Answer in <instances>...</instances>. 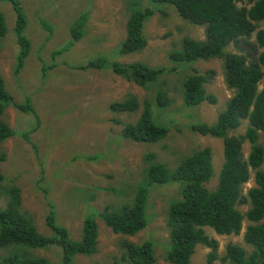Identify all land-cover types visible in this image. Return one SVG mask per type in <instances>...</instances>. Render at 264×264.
I'll use <instances>...</instances> for the list:
<instances>
[{"label": "rangeland", "instance_id": "rangeland-1", "mask_svg": "<svg viewBox=\"0 0 264 264\" xmlns=\"http://www.w3.org/2000/svg\"><path fill=\"white\" fill-rule=\"evenodd\" d=\"M20 2L26 20L23 31L30 39V51L18 70L20 45L15 31L16 11L11 3L0 1L7 29L0 37V74L15 102L0 116L14 131L0 147V170L5 176L0 206H5L13 197L9 186H18L22 199L20 210L33 217L40 232H51L46 216L53 204L57 221L76 239L81 237L85 216L96 211L98 250L92 255H78L74 264H133L124 257V242L139 243L147 239L155 243L157 264H170L164 257L163 244L168 242V211L171 201L180 192L178 182L151 187L149 222L135 235L114 232L98 213L107 207L116 209L133 201L150 164L145 158L148 152L155 153L154 161L174 169L185 156L210 147L214 175L206 185L210 189L217 186L224 162L223 139L202 135L193 125L215 122L233 95L225 82V58L174 60L171 53L182 50L185 37L206 38V26L182 18L169 3L160 6L152 0ZM238 4L243 6L245 2ZM135 6L155 9L145 23L147 45L140 51L122 55L120 43L126 36L130 9ZM82 14L87 17L84 34L69 46L72 42L70 27ZM261 27L264 28V23ZM244 42H231L226 52L240 53L245 47L247 52L250 46H245ZM98 58L122 63L140 61L151 67H165V72L143 87L117 75L109 67H80ZM196 72L208 76L206 89L216 97L215 103L185 104L184 83ZM160 90L168 94L167 106L156 104ZM130 96L153 103L154 119L169 128L164 139L141 143L122 134L127 123L140 117L143 106L137 112H115L110 106ZM28 100L38 118L35 113L17 106L26 105ZM247 123L244 121L232 133L243 134ZM260 134L259 140L264 146V133ZM243 152L248 157V142ZM253 185L254 173L245 183L244 192ZM239 207L245 213L249 205ZM247 225L244 221L239 235H220L210 227L206 228V233L215 238L216 250L223 255L229 242L250 249L244 240ZM211 251L206 245H198L189 264H206ZM15 252L13 247L0 246V261ZM27 252L33 257H45L52 264H62L59 247L35 248ZM216 264L229 263L217 260Z\"/></svg>", "mask_w": 264, "mask_h": 264}, {"label": "trees", "instance_id": "trees-1", "mask_svg": "<svg viewBox=\"0 0 264 264\" xmlns=\"http://www.w3.org/2000/svg\"><path fill=\"white\" fill-rule=\"evenodd\" d=\"M11 3L16 11V36L20 45L17 69L24 65L30 51V39L24 33L26 24L24 8L20 0H0ZM244 1L243 6L238 2ZM158 5L172 4L178 14L193 23L206 26V38L183 39L182 50L171 53L177 61H193L214 57L225 58V82L233 95L228 100L215 122L194 123L193 129L202 134L222 138L224 142V162L214 189L206 183L214 175L210 147L197 149L185 156L174 169L152 158L155 153L145 156L150 162L145 169V177L138 185L136 195L129 204L118 208L107 207L98 213L104 223L116 233L135 235L146 228L149 222L148 204L151 187L178 182L180 192L171 201L168 211V242L163 244V253L170 264H189L198 245L212 248L206 264H216L217 260L229 264H264V146L260 143V133H264V0H152ZM169 3V4H168ZM155 12L152 6L131 7L126 25V36L120 43L119 52L128 54L142 50L147 45L145 23ZM86 15L77 17L70 27L72 42L83 36ZM5 17L0 12V37L6 33ZM254 36V40H251ZM244 40L243 52H226L231 42ZM83 69L109 67L140 86L147 87L165 72V67H151L140 61L122 63L98 58L80 66ZM210 79V77H209ZM208 76L194 73L184 83V101L187 106L202 102H216V97L207 92ZM262 85V88H260ZM14 102L13 95L6 87L0 74V116ZM17 104L24 111H31L32 104ZM152 104L148 100L139 101L130 96L124 101H116L110 108L115 112H137L143 106L140 117L127 123L122 134L136 142L156 143L164 139L169 128L155 120ZM160 107L169 104L168 94L160 90L156 96ZM244 121L247 129L235 135ZM14 135L8 123L0 117V147L6 139ZM250 144V153L245 157L243 147ZM254 173V185L244 192V185ZM4 174L0 170V198ZM13 181V180H12ZM12 199L0 206V246L13 247L15 253L4 257L0 264H52L45 257H33L27 250L46 249L52 246L61 250L62 264H74L78 255H92L98 250L99 228L95 214L85 216L81 237L73 238L69 229L57 221L55 206L50 204L46 222L50 233L40 232L33 217L22 209L20 188L9 186ZM240 205H249L243 213ZM95 210V209H93ZM92 213V212H91ZM244 221L248 222L244 240L247 249L238 243L229 242L224 254L217 252L218 242L206 233L212 228L220 235H239ZM124 257L133 264H157L155 243L144 240L139 243L125 241Z\"/></svg>", "mask_w": 264, "mask_h": 264}]
</instances>
